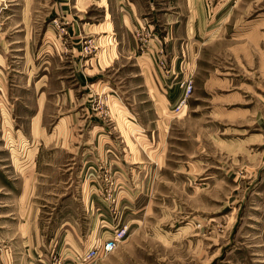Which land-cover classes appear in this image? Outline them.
<instances>
[{
    "label": "rangeland",
    "instance_id": "rangeland-1",
    "mask_svg": "<svg viewBox=\"0 0 264 264\" xmlns=\"http://www.w3.org/2000/svg\"><path fill=\"white\" fill-rule=\"evenodd\" d=\"M36 103L70 148L43 160L84 166L66 184L27 170ZM60 193L94 200L80 247H58ZM124 226L94 264H264V0H0V264H80Z\"/></svg>",
    "mask_w": 264,
    "mask_h": 264
},
{
    "label": "crops",
    "instance_id": "crops-1",
    "mask_svg": "<svg viewBox=\"0 0 264 264\" xmlns=\"http://www.w3.org/2000/svg\"><path fill=\"white\" fill-rule=\"evenodd\" d=\"M224 6L225 5L222 4L220 6V8L222 9V8H224ZM221 9H219V10H221ZM201 10L203 12L202 24H201V20L196 19L195 15H194L195 7L192 10L190 5H189V10H188L189 15L187 16V28H188V32L192 31V43L193 44H195L197 42L195 37L199 36L202 33L200 28H203L206 24L205 19L207 16V10L208 9H207V7H202ZM107 16H109L108 12H107ZM126 20H128V22H130V14L128 15L127 19H126V17H124L123 22L125 23ZM109 28L111 29L110 24L108 26V29ZM79 30L80 29H78V31ZM111 30H109V31H111ZM79 33H80V31H79ZM189 35L191 38V34H189ZM77 39H78V37H76V36L74 38H72V40H75L76 44H79V41H77ZM188 42H190V41H188ZM112 46H113L112 49L110 48L111 50L116 49L115 45L112 44ZM110 56H111L110 58H109V56L106 58L107 64L104 65V67H108L111 60L113 59V57H116L113 55H110ZM86 64H87V61L83 63V66ZM81 75H83L82 82L83 83L87 82L86 81L87 78L85 77V75H87V73L82 71ZM49 86H51V84L46 82V84H43L42 87H40V89L49 88ZM66 104L67 103H64L63 107H65ZM70 104L71 103H69V105ZM43 105H46V103H36V107H38L39 109L40 108L42 109ZM78 106L84 107V109L87 111L88 103H79ZM41 109H40L39 116L34 117L31 121L32 130L34 129L32 131V133L34 136L40 135V139H39V143L37 144V146H35V148L33 149L32 152H30V154L32 155V161H33L32 170L31 169H27V170L32 171V172L38 171V165H41V166H43V168L48 167L49 172L50 171L51 172H58V173L62 172V176L67 177L65 182H64L66 184V183H68L67 181L72 177V175H73L72 172H74L76 170L82 171L84 166H82V164H80L79 167H77L76 163L71 162L72 159H70L69 162L65 161L64 163H61V161L59 162V161H55V160H52L53 162H51L50 160H47L45 162L43 160V156L47 155L46 153L48 151H50L52 148L53 149H58V148L62 149V151H60V152L58 151L57 156L63 155V151H65V153H68V151H70V148H66L67 145L65 146L61 143L63 140H65L64 138L58 139L57 137H55L56 134L48 135L46 133V130H44V129L42 130V128L40 127L41 122H42L41 125H43V115L40 116L42 113ZM65 118L66 119L64 120V123L68 122L69 120L73 121L76 119V118L74 119L73 117L68 118V116H66ZM91 135H92V137H94L93 134H91ZM56 140L59 141L58 144L55 143ZM90 153H92V152L90 151ZM84 156L85 155L83 153L78 154V157L81 159V161L82 160L84 161ZM59 183H61V185H63L62 179L59 180ZM68 186L69 185H67L65 188H67ZM65 195H66L65 193H60V195H59L60 196V199L58 200L59 206H57L58 210H57V214H56V217H58L60 220V223L58 225V230L60 231V239H59L60 242L58 243L59 249L61 247L64 249H66L67 247H71L70 243H72V242L76 246L80 247L82 237L87 236V238L90 239L92 236L97 235V231L99 230V228H97L98 224L94 221V217L96 215L95 212L97 211L96 208H94V200L92 199L91 202L90 203L87 202V204L83 201L84 214H83V217L80 218L75 214L72 215L73 212L71 210V204L73 202L71 201L70 198H64ZM74 199L75 198L73 197V200ZM70 222H72V223H70ZM69 227H71L72 229L70 230ZM28 235L30 236V231H28ZM71 239L73 241H71ZM83 242H85L84 239H82V243ZM83 247H81L79 250H81Z\"/></svg>",
    "mask_w": 264,
    "mask_h": 264
},
{
    "label": "built area",
    "instance_id": "built-area-1",
    "mask_svg": "<svg viewBox=\"0 0 264 264\" xmlns=\"http://www.w3.org/2000/svg\"><path fill=\"white\" fill-rule=\"evenodd\" d=\"M180 111V107H176L174 112L176 114ZM127 227L117 228L112 231L111 236L101 243H97L95 246L90 247L83 254L77 256V260L80 264H94L98 260L107 257L112 254L124 240L127 234Z\"/></svg>",
    "mask_w": 264,
    "mask_h": 264
}]
</instances>
